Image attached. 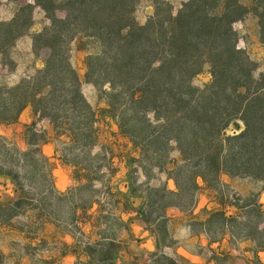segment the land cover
I'll return each instance as SVG.
<instances>
[{"label": "trees", "instance_id": "16d2710c", "mask_svg": "<svg viewBox=\"0 0 264 264\" xmlns=\"http://www.w3.org/2000/svg\"><path fill=\"white\" fill-rule=\"evenodd\" d=\"M138 2L34 0V6L20 7L11 20L0 21V56L32 27L30 19L21 18L27 8H39L49 21L31 35L32 54L42 67L13 85L0 82V125L17 123L30 108L74 143L94 137V114L70 63L72 44L77 43L87 52L84 81L105 97L109 116L140 154L148 151L160 159L159 153L166 148L171 151L174 144L178 158L169 160L166 174L175 191L163 185L158 197L161 207L156 208V200L148 195L141 210L146 224L166 227L167 208L191 210L199 191H215L221 175L264 186V75H254L256 64L237 46L233 24L247 14L238 0H187L176 15L161 13V1L153 0V16L143 25L134 17ZM257 15L264 41V13ZM203 64L209 65L210 81L200 89L192 81L201 74ZM67 105L79 114L60 115L59 108ZM71 116L79 119L75 128L68 124L74 120ZM231 126L234 132L227 135ZM39 142L30 153L5 150L9 157L0 162V177L9 180L14 195L0 201L2 219L17 216L22 207H32L29 193L12 169L18 159L34 165L40 162L50 180L49 189L56 194L48 161L40 150L45 139ZM6 144L0 137V148ZM212 218H223L225 226L235 221V217L225 218L224 212ZM154 232L158 237L157 229ZM97 251L101 252L98 258ZM88 254L93 257L88 264H113L111 245L88 249Z\"/></svg>", "mask_w": 264, "mask_h": 264}, {"label": "crops", "instance_id": "0c3cea01", "mask_svg": "<svg viewBox=\"0 0 264 264\" xmlns=\"http://www.w3.org/2000/svg\"><path fill=\"white\" fill-rule=\"evenodd\" d=\"M6 1L0 0V21H9L14 17L13 12L4 11V8L10 7ZM39 11L38 17L45 21L44 13ZM246 17L252 22L251 27L246 28L240 20L237 27V22L233 24V28L241 32L237 46L256 64L254 75L257 77L264 75V41L257 13L248 10ZM33 26L12 47L21 56H32L31 35L41 30ZM86 56L87 52L80 49L77 43L72 44L70 63L95 118V142L87 148V153L92 157L103 156L99 177L93 178L91 171L68 156L67 152L73 148L74 142L66 133L58 132L48 119L39 118L30 108L25 109L23 112H28L27 121H35L44 133L45 142L40 150L48 161L56 195H72L85 186L92 192L85 206L69 204L71 213L67 221L39 214L31 218V233L13 226L11 222L2 224L0 252L4 264H88L93 258L88 249L109 245L114 252L113 264H158L164 258L173 264H264V243L258 245L247 236L234 237L228 226H224L223 232L215 238L204 229L214 213L224 212V217L239 219L243 210L239 205L221 204L214 192L205 188L199 191L191 210L181 211L173 207L165 210L166 229L173 243L158 245L153 227L141 217L151 183L142 171L140 150L120 133L116 121L107 112V103L100 92L84 81L86 68L83 61ZM17 67L20 69L13 77L19 79L28 70H25V64L16 61ZM41 67L42 62L31 71ZM0 180L6 181L12 189L9 180L2 177ZM166 182L173 190L171 180L167 178ZM258 203H264V189ZM259 207L264 211V204ZM105 226H116V234L104 236ZM262 227L260 225L258 230Z\"/></svg>", "mask_w": 264, "mask_h": 264}, {"label": "rangeland", "instance_id": "374dc122", "mask_svg": "<svg viewBox=\"0 0 264 264\" xmlns=\"http://www.w3.org/2000/svg\"><path fill=\"white\" fill-rule=\"evenodd\" d=\"M161 1V13L172 12L173 15L181 9V5L187 0H160ZM241 6L248 11L256 12L257 14L264 13V0H238ZM7 3L10 4L8 9L4 8V11L13 12L14 15H18V8L27 6H34V0H7ZM39 8L29 9L27 8L22 14L21 18L30 19L32 21L33 27L37 29H42L44 26L49 24V21L46 19L45 21L41 17H38ZM42 11V10H41ZM154 13V4L153 0H139L138 5L136 7L134 17L138 24H145L149 17L153 16ZM33 16L35 19L33 20ZM56 16L58 18H63L64 14L62 12H57ZM242 21L245 24V27H251L252 22L248 21L246 15L243 17ZM239 25L237 22L236 27ZM238 37H241V32H238ZM34 33V32H33ZM84 57V65H85ZM16 61L19 64H25L27 73L22 75L19 79L14 78V74H16V70L20 68H16ZM9 65V69L7 66L1 64ZM41 61L36 59L32 54L31 57L21 56V53L18 50L10 49L9 52L5 53L3 56H0V82L7 83L9 85H13L17 83L21 78L25 76L31 75L33 72L31 71L36 67L38 63ZM86 68V65H85ZM86 73V72H85ZM210 81V73H209V65L203 64L201 74L197 75L193 81L192 85L196 88H203V86ZM89 84V83H88ZM92 85V84H91ZM98 90V89H97ZM100 92V91H99ZM101 94V93H100ZM105 99V97H103ZM106 103L107 100L105 99ZM81 105L78 104V107ZM66 110H65V109ZM60 107L58 111L60 115L67 114V112H71L70 114H79V110L77 112H72L67 109V106ZM28 112H23L17 123L12 125H0V137L4 138L7 141L5 148H0V162L5 163L4 161L8 159L9 156L5 155V150H18V151H27L28 153L36 150L35 144L40 143L41 139H45L44 133L40 130L38 126H36L35 121H27L26 116ZM74 116V115H73ZM71 116V117H73ZM74 120L68 122L69 126L75 128L76 124L79 122V119L73 117ZM239 126H241L240 123ZM63 128V126H61ZM66 128V127H65ZM235 127L231 126L227 129L226 134L231 135L234 132ZM60 133L63 130L59 129ZM83 134V133H82ZM86 134V133H85ZM84 134V135H85ZM95 142L94 137L88 136L87 139H79L77 142L73 144V148L67 152L68 156L72 158L74 162L79 163L85 169L91 171L93 178H98V170L102 166L103 156L101 154L91 156L87 153L91 144ZM30 143V145H28ZM88 144V145H86ZM86 145V146H84ZM171 151L167 148L162 150L159 153L160 159L153 155L152 153L146 151L145 154L141 155V167L144 173L146 180H149L151 186L148 190V195L152 200H156L154 206L156 208H160L163 204L158 198L160 194H162V187L165 185L168 190H171L167 186L166 179L168 172V162L169 160L177 159L178 153L175 150L174 144L171 145ZM148 152V153H147ZM36 159V157H33ZM34 159V160H35ZM36 161V160H35ZM163 170L160 172L159 168ZM13 170H16L19 176V182L26 192L29 193L28 197L32 199L31 205L29 208L27 206L18 209V215L5 220L0 218V227L2 224H6L11 222V224L18 228L26 229L31 233L33 231V226L31 225V218L39 214L42 215H51L55 218H60L63 220L70 219V203L83 207L85 206L89 196L91 195L92 189L88 186H85L72 195H67L65 197H59L58 195L52 193L49 189L50 180L47 177L45 169L41 166V163L36 161V164H31L29 161L18 159L12 166ZM225 176V177H224ZM228 179H227V178ZM4 178V177H2ZM6 179V178H4ZM171 180V179H170ZM173 183V181L171 180ZM264 189L263 184L255 182L253 180L247 178H229L226 175H221L219 179V183L216 185V190H208L210 192H214L216 195V199L218 201H231L235 202L241 207H244L242 210V215L239 219L235 218L234 222H230L227 224L228 230L234 237H241L249 235L252 239H254L258 245L264 243V211H261L259 206H262L264 203H258L260 199V194ZM8 191V192H6ZM175 191V187L173 190ZM13 186L12 189L10 186H7L6 181L0 180V201H5L7 196H13ZM41 198H43L41 200ZM156 213L153 214L152 218H154ZM225 218H228L225 216ZM105 221V219H104ZM160 223L157 227L153 229H157L158 232V240L161 246L169 245L172 240L168 235V231L164 224ZM262 225V229L258 230L259 226ZM224 219L223 218H212L208 220L207 224L204 226V229L210 234L211 237L215 238L220 235L224 230ZM116 226H105L103 235L106 237H112L116 233ZM2 237L0 236V241ZM101 255L100 251H97L96 258ZM171 261L164 258L158 262V264H169ZM0 264H4V258L0 252ZM99 264V263H94Z\"/></svg>", "mask_w": 264, "mask_h": 264}]
</instances>
